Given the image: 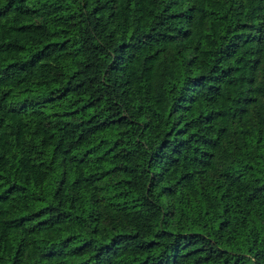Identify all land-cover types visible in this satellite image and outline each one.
I'll return each instance as SVG.
<instances>
[{
  "label": "trees",
  "instance_id": "16d2710c",
  "mask_svg": "<svg viewBox=\"0 0 264 264\" xmlns=\"http://www.w3.org/2000/svg\"><path fill=\"white\" fill-rule=\"evenodd\" d=\"M0 264H264V0H0Z\"/></svg>",
  "mask_w": 264,
  "mask_h": 264
}]
</instances>
